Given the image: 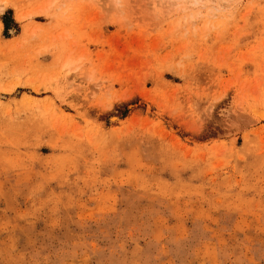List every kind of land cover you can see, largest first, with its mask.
Listing matches in <instances>:
<instances>
[{
  "label": "rangeland",
  "instance_id": "obj_1",
  "mask_svg": "<svg viewBox=\"0 0 264 264\" xmlns=\"http://www.w3.org/2000/svg\"><path fill=\"white\" fill-rule=\"evenodd\" d=\"M0 264H264V0H0Z\"/></svg>",
  "mask_w": 264,
  "mask_h": 264
}]
</instances>
